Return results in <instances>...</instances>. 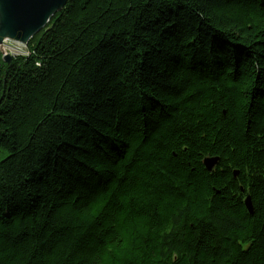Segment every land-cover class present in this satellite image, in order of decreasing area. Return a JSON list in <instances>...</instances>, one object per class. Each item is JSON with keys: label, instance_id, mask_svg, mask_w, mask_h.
<instances>
[{"label": "trees", "instance_id": "obj_1", "mask_svg": "<svg viewBox=\"0 0 264 264\" xmlns=\"http://www.w3.org/2000/svg\"><path fill=\"white\" fill-rule=\"evenodd\" d=\"M29 44L0 264H264V0H68Z\"/></svg>", "mask_w": 264, "mask_h": 264}, {"label": "water", "instance_id": "obj_2", "mask_svg": "<svg viewBox=\"0 0 264 264\" xmlns=\"http://www.w3.org/2000/svg\"><path fill=\"white\" fill-rule=\"evenodd\" d=\"M68 0H0V43L11 38L28 43L31 38L41 32L54 15L62 10ZM4 60L10 63L12 55H4ZM218 158H206L205 165L212 170ZM246 206L252 213L253 206L250 197L246 198Z\"/></svg>", "mask_w": 264, "mask_h": 264}, {"label": "rangeland", "instance_id": "obj_3", "mask_svg": "<svg viewBox=\"0 0 264 264\" xmlns=\"http://www.w3.org/2000/svg\"><path fill=\"white\" fill-rule=\"evenodd\" d=\"M32 40L33 38H31L29 42H32ZM6 41L7 39L3 43H0V53L2 54L3 57L4 55L9 54L12 55L14 58L16 56L27 55L29 53V47H30L29 42L26 43L25 45L23 43L22 45L19 43H12L9 47L5 46L4 49L1 48V45H3ZM12 45H14V47Z\"/></svg>", "mask_w": 264, "mask_h": 264}, {"label": "bare ground", "instance_id": "obj_4", "mask_svg": "<svg viewBox=\"0 0 264 264\" xmlns=\"http://www.w3.org/2000/svg\"><path fill=\"white\" fill-rule=\"evenodd\" d=\"M12 43H19L22 45V43L25 45V42H19L17 40H14V39H11V38H8L7 41L1 45V48H5V46L9 47ZM14 47V45H12Z\"/></svg>", "mask_w": 264, "mask_h": 264}]
</instances>
